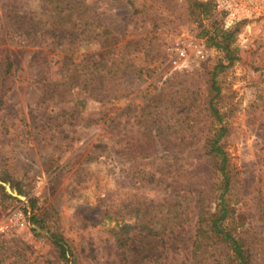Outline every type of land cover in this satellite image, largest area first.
Instances as JSON below:
<instances>
[{
	"label": "rangeland",
	"instance_id": "1",
	"mask_svg": "<svg viewBox=\"0 0 264 264\" xmlns=\"http://www.w3.org/2000/svg\"><path fill=\"white\" fill-rule=\"evenodd\" d=\"M10 2L0 178L14 199L0 189V264H64L47 229L32 232L30 199L76 264H194L200 193L221 208L207 151L223 128L234 178L222 228L248 264H264V19L225 30L205 0H64L24 43L6 35ZM224 31L228 51L216 46ZM197 261L240 264L221 243Z\"/></svg>",
	"mask_w": 264,
	"mask_h": 264
},
{
	"label": "trees",
	"instance_id": "2",
	"mask_svg": "<svg viewBox=\"0 0 264 264\" xmlns=\"http://www.w3.org/2000/svg\"><path fill=\"white\" fill-rule=\"evenodd\" d=\"M63 2L64 0H39L38 6L34 10L29 11V8L24 7L25 3H23V1L11 0L8 6L9 25L6 34L8 39L11 41L19 39L24 43L29 42L30 38L35 37L41 29L42 23H50L51 25L55 21V13H63L60 11L62 10L60 9V5L62 6ZM24 9L28 10L29 13L26 14ZM22 30L25 31L22 32ZM27 30L32 31V34L29 35ZM232 37L233 31L222 32V42L217 43L216 46H223V48L228 51ZM229 61L232 62L233 59L229 58ZM15 69L16 68L7 53L2 56L0 55V104L2 101L1 90L5 86L7 77H12V73ZM214 85L215 83L213 86ZM213 88V90L218 93V89L216 87ZM209 111L213 116L219 118V113L212 103L209 106ZM224 131L225 128L221 129L222 134L209 143L207 151V154L210 155V157L217 159L218 170L222 176V195L220 197L221 208L212 213L210 207L211 201L207 200L208 190H204L200 193L197 203L199 211L196 220V234L192 243V256L194 264H199L197 261L198 255L202 254L205 250L213 247L214 245H218L219 243L226 245L228 249L232 250L234 257L240 264H248L240 243L234 239L231 234L226 233L222 228V223L226 219L229 212L225 196L230 191L234 178V170L232 169L229 154L224 149V145L220 144V139L222 138ZM1 183H6V180L0 178V189L2 190L4 196L14 199L11 194H8L5 186ZM10 186L13 188L12 185ZM13 190L19 194L22 193L19 187H14ZM28 203L29 206L25 205L23 211L27 216V221L32 232L36 235H41V232L44 229H47L46 237L57 252L59 259L64 264H76L74 249L61 233L51 231L49 227H47V221L49 219L47 213L37 212V200L30 199ZM127 243L128 241L124 243L125 245L121 244V246H126Z\"/></svg>",
	"mask_w": 264,
	"mask_h": 264
},
{
	"label": "built area",
	"instance_id": "3",
	"mask_svg": "<svg viewBox=\"0 0 264 264\" xmlns=\"http://www.w3.org/2000/svg\"><path fill=\"white\" fill-rule=\"evenodd\" d=\"M222 18L225 30L243 21L264 19V0H205Z\"/></svg>",
	"mask_w": 264,
	"mask_h": 264
}]
</instances>
